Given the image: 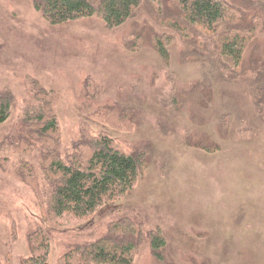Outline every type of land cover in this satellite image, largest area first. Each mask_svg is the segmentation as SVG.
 Listing matches in <instances>:
<instances>
[{
    "label": "rangeland",
    "instance_id": "374dc122",
    "mask_svg": "<svg viewBox=\"0 0 264 264\" xmlns=\"http://www.w3.org/2000/svg\"><path fill=\"white\" fill-rule=\"evenodd\" d=\"M147 21L142 10L116 29L97 17L51 26L32 0H0V94L14 98L10 117L0 125V264H24L28 235L37 227L51 238L48 264H58L69 249L104 236L118 212L140 219L147 231L159 226L178 264H264V128L229 87H214L210 116L189 103L179 112L165 107L168 74L183 89L200 76L179 64L178 49L169 66L162 62L147 42ZM35 82L54 98L63 158L83 132L106 134L128 154L145 144L154 151L135 190L80 225L57 227L45 214L50 188L42 176L41 146L20 124L25 106L33 104ZM115 105L136 110L121 128L101 118ZM227 112L233 119L223 136L218 118ZM197 114L202 118L195 122ZM190 126L192 143L201 140L217 151L186 145ZM25 162L36 172L43 212L18 174ZM134 264H153L147 241Z\"/></svg>",
    "mask_w": 264,
    "mask_h": 264
},
{
    "label": "trees",
    "instance_id": "16d2710c",
    "mask_svg": "<svg viewBox=\"0 0 264 264\" xmlns=\"http://www.w3.org/2000/svg\"><path fill=\"white\" fill-rule=\"evenodd\" d=\"M32 5L51 26L97 17L108 29L120 28L143 10L151 21L144 24L150 32L147 42L162 62L169 66L173 51L176 58L178 49L179 64L189 66L200 76L183 89L175 75L168 74L171 95L163 101L165 107L179 112L189 103L202 109L204 117L210 116L207 106L214 87H229L235 99L249 103L255 119L264 128V0H32ZM134 39L139 43L141 34ZM254 43L246 65L248 50ZM141 47L139 44L136 49ZM37 88L33 90V104L25 106L22 112L21 131L41 146L42 176L50 188L45 214L57 227L69 228L93 219L102 208L133 192L149 171L154 151L145 144L128 154L106 134L94 136L83 132L75 149L63 158L54 98L50 92ZM13 106L11 93L0 94V125L8 120ZM132 110L115 105L101 118L121 128L136 111ZM194 117L195 122L201 121L199 114ZM232 117L227 112L218 118L220 135L227 134ZM195 135L190 126L185 133L186 145L198 146L208 153L217 151L201 140L192 143ZM27 151L25 148L22 153ZM18 172L43 212L32 165L22 163ZM115 215L104 236L69 249L58 264H134L145 241L153 264H178L169 255L159 226L147 231L140 219L124 212ZM28 250L24 264H48L51 238L47 230L37 227L29 233Z\"/></svg>",
    "mask_w": 264,
    "mask_h": 264
}]
</instances>
